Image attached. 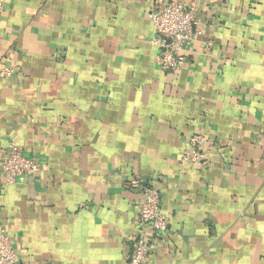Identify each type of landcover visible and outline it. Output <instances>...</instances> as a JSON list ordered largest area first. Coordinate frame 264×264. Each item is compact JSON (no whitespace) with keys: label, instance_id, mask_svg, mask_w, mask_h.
<instances>
[{"label":"crops","instance_id":"obj_1","mask_svg":"<svg viewBox=\"0 0 264 264\" xmlns=\"http://www.w3.org/2000/svg\"><path fill=\"white\" fill-rule=\"evenodd\" d=\"M4 3L0 148L41 164L10 185L0 172L18 264H127L150 182L171 217L150 264H264V0H196L199 36L173 72L150 0ZM197 133L211 161L181 166Z\"/></svg>","mask_w":264,"mask_h":264},{"label":"built area","instance_id":"obj_2","mask_svg":"<svg viewBox=\"0 0 264 264\" xmlns=\"http://www.w3.org/2000/svg\"><path fill=\"white\" fill-rule=\"evenodd\" d=\"M153 7L148 16L153 25V42L158 46L157 64L163 71L181 69L187 60L186 49L199 36L196 0H150ZM4 0H0V14L4 11ZM10 69L1 75H10ZM208 138L197 133L188 140L179 158V164L206 166L211 158L208 154ZM41 171V164L34 157L23 153L22 147L10 143L0 148V172L2 184L10 185L19 177L35 176ZM142 179L134 177L129 184L132 188L142 185ZM139 233L132 241L127 264H150V255L155 242L163 238L171 224L170 215L161 204V190L155 182L144 186L137 214ZM19 253L12 239L0 230V264H18Z\"/></svg>","mask_w":264,"mask_h":264}]
</instances>
